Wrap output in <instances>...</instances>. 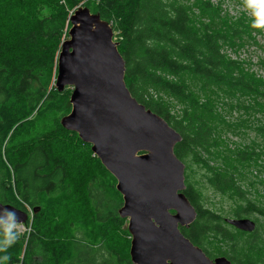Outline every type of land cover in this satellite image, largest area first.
<instances>
[{"label": "trees", "instance_id": "1", "mask_svg": "<svg viewBox=\"0 0 264 264\" xmlns=\"http://www.w3.org/2000/svg\"><path fill=\"white\" fill-rule=\"evenodd\" d=\"M26 1L0 0V202L26 212L30 231L25 238L0 226V264H133L128 252L131 240L115 247L109 238L113 234L111 229L108 232L109 223L123 222L118 213L123 199L116 179L98 158V166L89 170L90 178L80 182L88 218L68 216L50 226L51 212L75 191L68 164L54 154L55 144L73 133L91 149L61 125L71 110V91L55 88L58 54L71 26L70 16L82 4L112 28L125 63L127 89L180 135L173 148L179 160L187 156L198 160L196 151L208 152L217 141L212 134L215 126L208 121L213 115L211 101L196 98L194 83L201 91L215 87L255 91L251 79L237 72L240 64L222 48L244 35V22L228 25L206 0H196V19L189 0H32L23 12H12ZM165 96L183 106L180 120ZM49 116L55 127L42 125L38 130L36 125ZM238 155L244 161L256 154L253 149ZM210 181L219 192L235 191L242 199L232 174L217 171ZM183 193L196 218L179 229L205 255L210 256L207 246L216 241L224 243L217 253L230 264L262 263L263 232L255 221L254 231L244 232L224 219L232 229L228 230L221 216L203 208L200 195L190 185ZM102 202L112 209L104 212ZM254 212L262 214L259 208L243 213ZM82 248L88 251L83 253Z\"/></svg>", "mask_w": 264, "mask_h": 264}, {"label": "water", "instance_id": "2", "mask_svg": "<svg viewBox=\"0 0 264 264\" xmlns=\"http://www.w3.org/2000/svg\"><path fill=\"white\" fill-rule=\"evenodd\" d=\"M69 21L70 39L61 44L55 83L58 92L71 88V110L61 125L90 144L116 179L123 199L118 213L128 218L131 262L230 264L223 256L211 261L181 233L179 228L196 218L183 193L184 166L173 153L181 137L131 96L112 28L86 7L75 10ZM27 219L26 212L0 202V226ZM225 222L244 232L255 229L247 218Z\"/></svg>", "mask_w": 264, "mask_h": 264}, {"label": "rangeland", "instance_id": "3", "mask_svg": "<svg viewBox=\"0 0 264 264\" xmlns=\"http://www.w3.org/2000/svg\"><path fill=\"white\" fill-rule=\"evenodd\" d=\"M31 1L20 2V8H16L12 12L14 14L23 12ZM206 1L217 8L220 19L226 21L228 25L238 20L244 22V35L233 40L231 44L225 43L222 48L228 57L240 64L237 72L243 74L249 82L251 79L255 91L252 93L239 92L223 87L201 91L196 83L193 84L192 89L194 88L195 96L200 102L206 97H209L211 101L213 115L208 118V121L211 127L215 126L216 133L212 134L215 135L217 141L214 142L213 147L208 148V152L197 150L198 160L190 156L180 160L184 166V187L190 185L200 195V203L203 208L221 216L226 229L232 230L224 222V219L242 215L244 218L256 222L259 231L263 232L262 238L264 239V12L257 9L250 0ZM257 3H260V0H256ZM188 4L191 5V11L195 13L194 18L196 19V0H189ZM79 7L86 6L80 4ZM78 8L76 7L74 11ZM114 36L113 32V41ZM68 38L67 35L66 39ZM65 89L71 91L69 87ZM164 98L170 103V109L172 107L171 111L175 118L180 120L183 106L171 98L166 96ZM53 119L52 116L47 117L42 123L36 125L37 129L42 130L43 125L44 129L52 130V127H55ZM182 124L185 125V123ZM54 147V154L62 156L68 164L69 175L75 182V191L71 198L63 200L51 212L50 226L59 225L68 216L76 220H86L89 216L87 197L84 196L80 182L82 178L84 180L90 178L89 170L98 166L97 157L91 153L90 147L82 145L73 133L66 134ZM253 149L256 155L252 159L240 160L238 154L246 152V150L250 152ZM217 171L225 172L226 175L232 174L235 184L241 191L242 199L236 196L235 191L221 193L215 189L210 179ZM106 179L110 182L109 177ZM94 204H98V202L95 200ZM101 206L104 212H109L112 209L104 202ZM252 208H259L262 214L243 213ZM29 214L31 215L30 211ZM122 219L123 222L120 225L112 226L110 223L108 225V232L110 229L113 230V234L109 238L115 247L131 240V235H127L130 234L127 232L128 218ZM28 225L25 223L7 224L4 225L3 230H16L21 237L27 238L30 231ZM215 242H211L207 246V249L212 253L210 256H206L211 261L222 257L217 253V250L221 249L224 243ZM82 249L83 253L88 251ZM261 258V264H264V254Z\"/></svg>", "mask_w": 264, "mask_h": 264}, {"label": "clouds", "instance_id": "4", "mask_svg": "<svg viewBox=\"0 0 264 264\" xmlns=\"http://www.w3.org/2000/svg\"><path fill=\"white\" fill-rule=\"evenodd\" d=\"M257 9H259L261 12H264V0H260V3H257L255 5Z\"/></svg>", "mask_w": 264, "mask_h": 264}, {"label": "snow or ice", "instance_id": "5", "mask_svg": "<svg viewBox=\"0 0 264 264\" xmlns=\"http://www.w3.org/2000/svg\"><path fill=\"white\" fill-rule=\"evenodd\" d=\"M250 2L255 6L256 5V0H250Z\"/></svg>", "mask_w": 264, "mask_h": 264}, {"label": "built area", "instance_id": "6", "mask_svg": "<svg viewBox=\"0 0 264 264\" xmlns=\"http://www.w3.org/2000/svg\"><path fill=\"white\" fill-rule=\"evenodd\" d=\"M114 41H115V37H114ZM7 225V224H6Z\"/></svg>", "mask_w": 264, "mask_h": 264}, {"label": "flooded vegetation", "instance_id": "7", "mask_svg": "<svg viewBox=\"0 0 264 264\" xmlns=\"http://www.w3.org/2000/svg\"><path fill=\"white\" fill-rule=\"evenodd\" d=\"M3 226V225H2Z\"/></svg>", "mask_w": 264, "mask_h": 264}]
</instances>
